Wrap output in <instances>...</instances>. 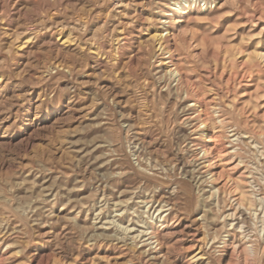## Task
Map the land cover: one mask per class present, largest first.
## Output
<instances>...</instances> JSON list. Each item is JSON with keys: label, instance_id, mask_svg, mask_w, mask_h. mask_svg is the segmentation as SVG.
<instances>
[{"label": "rangeland", "instance_id": "obj_1", "mask_svg": "<svg viewBox=\"0 0 264 264\" xmlns=\"http://www.w3.org/2000/svg\"><path fill=\"white\" fill-rule=\"evenodd\" d=\"M0 264H264V0H0Z\"/></svg>", "mask_w": 264, "mask_h": 264}, {"label": "bare ground", "instance_id": "obj_2", "mask_svg": "<svg viewBox=\"0 0 264 264\" xmlns=\"http://www.w3.org/2000/svg\"><path fill=\"white\" fill-rule=\"evenodd\" d=\"M178 3V2H177ZM158 30V29H157ZM155 36L156 39H158V43H160V45L162 44V33L161 32H157L155 34H153ZM157 43V44H158ZM167 49V48H166ZM170 73L172 75H174L175 79H177L178 81L180 80V73H179V70L177 68H173L172 70H170ZM182 77V76H181ZM196 95V93H195ZM186 108V107H185ZM206 134V133H205ZM207 149V148H206ZM147 163V162H146ZM241 193V192H240ZM245 197V196H244ZM241 199H239L240 201ZM242 202V201H241ZM241 204V203H240ZM161 205V204H160ZM241 206V205H240ZM235 207V206H234ZM241 212V211H240ZM239 212V213H240ZM262 220V219H261ZM238 224V223H237ZM153 237V236H152ZM156 241H157V238H155ZM240 246V245H239Z\"/></svg>", "mask_w": 264, "mask_h": 264}]
</instances>
